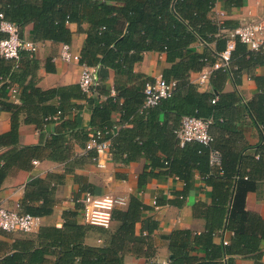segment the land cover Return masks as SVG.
Masks as SVG:
<instances>
[{
	"label": "trees",
	"instance_id": "1",
	"mask_svg": "<svg viewBox=\"0 0 264 264\" xmlns=\"http://www.w3.org/2000/svg\"><path fill=\"white\" fill-rule=\"evenodd\" d=\"M228 1L233 6H239L242 2ZM213 2L214 0H0V14L3 20L17 25L20 34L24 27L30 25V40L35 42L51 41L70 45L73 33L68 24H76L78 32L85 34L78 53V64L98 71V84L92 92L104 80L99 71L101 67L113 70L117 76H126L129 84L115 85L117 96H110L107 91L106 100L95 105L91 115V131L103 129L107 131L104 138L112 139L110 117L114 110L120 109L121 123L132 122L135 125V132L131 133L132 129L123 130L124 135L130 138L133 150L142 152L149 160L148 174L176 176L188 184L193 173L198 172L210 184L214 203L203 212L206 231L194 235L192 240L191 233L187 230H176L165 236L171 251L170 264H221L219 260L224 256H227L226 264H233L234 256L252 257L254 264H261L258 259L261 255L259 241L264 239V222L255 213L245 210V195L254 187L253 180L244 174L240 157L233 153L228 143L221 142L211 132L212 127H226L223 122L218 121L216 111L232 106L239 100L234 94H223L220 90L227 76L235 77L240 74L238 67H232V60L236 50L244 51L240 47L243 44L238 41L235 43L230 54L231 70L212 71L210 84L218 90V94L196 92L195 85L189 79L191 73L200 72L206 65H211L225 49V39L216 36L218 23L207 17ZM83 23L88 25L86 29L81 27ZM4 37L6 35L0 31V40ZM213 39L222 42L223 47L212 57L189 53L191 43L207 44ZM148 50L165 54V60L173 63L163 72L162 77L167 81L175 80L177 86L170 98L161 100L145 112L142 110L143 89L145 83L152 79L138 81V77L132 74V67L142 60L143 52ZM176 59L179 61L175 62ZM42 67L47 73L55 70L51 59L47 58L41 66L35 55H29L25 51L19 53L18 59L0 58V110L10 114V128L0 134V148L17 147L21 124L41 129L45 124L54 122V117L81 107L71 103L72 100H90L79 84L39 88L36 84ZM10 90L19 95L18 103L10 99ZM245 107L250 114L254 113L255 120L262 125L264 131V95H259L255 104L250 102ZM160 114L164 118L162 122L158 119ZM184 116L211 118L208 132L212 140L208 144L186 142L180 147L174 131ZM73 126L74 123L64 121L60 130ZM144 129L147 130L146 139L143 137ZM88 138L89 134L87 140ZM36 150L37 147H25L19 152L11 150L1 159H5L8 165L9 157L16 158L9 159L15 163L25 156L21 165H28L30 161L28 162L27 156ZM212 152L219 154L220 162L217 166L210 164ZM140 208H143V204L130 196L122 228L125 227L124 224L136 219ZM47 212L48 209L43 211ZM223 228L233 232L230 241L226 245L213 243V235ZM85 235L86 225H78L67 219L62 228L41 227L37 232V239L40 242L46 241L43 243L47 247L60 249L61 254L54 264H122L118 255L120 248L114 244L104 247L86 245ZM34 244V240L17 239L15 251L0 259V264H43L45 260L37 253L38 249H32ZM188 247L205 250V258L188 255Z\"/></svg>",
	"mask_w": 264,
	"mask_h": 264
},
{
	"label": "crops",
	"instance_id": "2",
	"mask_svg": "<svg viewBox=\"0 0 264 264\" xmlns=\"http://www.w3.org/2000/svg\"><path fill=\"white\" fill-rule=\"evenodd\" d=\"M207 17L222 23L225 28L242 21L264 20V0H242L239 6H233L228 0H217ZM87 26L86 23L81 25L83 29ZM68 27L73 33L70 47L79 53L85 34L78 32V26L74 23L68 24ZM30 29V25L24 27L22 36L30 39ZM61 45L59 42L45 41L34 54L41 66L49 58L55 68L52 73L45 72L43 67L40 69L36 85L41 89L78 84L81 65L61 60ZM222 47V42L213 39L207 44L193 42L188 49L191 54L212 57ZM240 47L247 53L236 50L232 60V67H238L240 74L227 76L220 90L223 94H234L239 100L232 106L216 111L218 121L226 127H212L211 132L221 142H227L233 153L240 157L242 171L254 183V187L245 195V210L255 213L264 222V131L255 120L254 113L250 114L245 107L250 102L255 104L257 97L264 95V51H251L244 45ZM172 64L165 60V54L148 50L143 52L142 60L133 65L132 74L138 77V81L162 77L163 72ZM209 66L206 65L202 70H209ZM99 71L104 80L99 83L96 91L88 94L90 100H72L71 103L81 106L79 109L54 117V122L45 124L41 129L21 124L17 147L0 148V205L11 210L19 205L18 212L40 218L39 227L34 233L0 230V259L15 251L17 239H25L35 241L32 249H38L37 253L45 260L43 264H54L61 254L60 249L45 246L43 242L46 241L40 242L37 239V232L41 227L62 228L67 219L78 225H86V245L104 247L114 244L120 248L118 255L122 264H147L150 259H169L171 251L165 236L176 230H187L192 240L194 235L206 231L203 212L214 203L210 184L198 172L193 173L188 184L176 176L148 174L149 160L142 152L133 150L130 138L124 135L125 131L131 129V133L135 132V125L132 122L121 123L120 109L114 110L110 117L113 126L110 134L112 139H109L110 157L104 168L95 166L91 159L92 151L84 149L87 134L91 131L92 111L98 102L106 100L108 94L117 96L115 85H129L126 76H117L109 68L101 67ZM198 73L190 74L191 82ZM194 85L195 91L199 93H219L210 84V77L202 88ZM8 93L10 99L18 103L19 95L13 90ZM122 102L123 99L120 100ZM158 119L162 122L163 115L160 114ZM64 121L74 123V126L61 131L60 126ZM9 128V112L0 110V134ZM146 134L147 130L144 129V139ZM25 147H37L36 151L27 156L30 164L21 165L25 156L15 163L9 159L16 158L9 157L8 165L5 159H1L9 151L19 152ZM214 165H219V162ZM85 192L111 194L124 198L126 204L113 210L108 228L88 225L83 222L81 205L76 201ZM130 196L141 202L143 208L138 210L134 221L124 224L122 228ZM47 209L49 212L43 213ZM232 235V231L223 228L215 232L212 241L215 244H221L223 240L229 242ZM259 248L261 255L258 259L264 264V239L259 241ZM186 251L188 255L200 259L206 255V251L201 248L188 247ZM226 260L227 256H224L219 262L226 264ZM233 264H254V258L234 256Z\"/></svg>",
	"mask_w": 264,
	"mask_h": 264
},
{
	"label": "built area",
	"instance_id": "3",
	"mask_svg": "<svg viewBox=\"0 0 264 264\" xmlns=\"http://www.w3.org/2000/svg\"><path fill=\"white\" fill-rule=\"evenodd\" d=\"M217 0H214L211 10L215 7ZM210 10V11H211ZM0 31L6 35L0 40V58L18 59L19 53L25 51L29 55H34L42 42H35L20 34V28L2 19L0 14ZM219 30L216 36L225 39V49L220 52L216 60L209 66V70L201 71L192 83L202 88L208 81L212 71L223 69L231 70L230 54L238 41L251 51H264V20L242 21L232 27L225 28L222 23L217 22ZM61 60L67 63H78L79 55L74 52L70 45L62 44L59 52ZM80 89L90 94L92 89L98 84V71L93 67L81 65L78 81ZM177 83L175 80H165L162 77L153 78L144 85V100L142 110L145 112L155 107L161 100L170 98ZM214 103V100H212ZM212 119H202L194 116H184L180 124L174 131L178 144L182 147L186 142H200L208 144L212 137L208 132V127ZM107 131L94 129L89 133V138L85 145L86 151H92V160L97 168H104L105 162L110 157V140L104 138ZM220 162L217 152L210 154V164ZM81 205V215L83 222L88 225L108 228L112 221V212L118 206L126 204V200L111 194L96 195L85 192L76 200ZM19 205L15 209H7L0 205V230L5 232H19L23 234L34 233L40 224V218L27 213L18 212ZM223 245L228 242L223 240ZM147 264H170V259H150Z\"/></svg>",
	"mask_w": 264,
	"mask_h": 264
}]
</instances>
